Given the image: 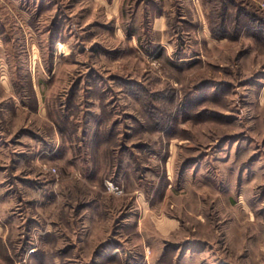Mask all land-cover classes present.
Returning a JSON list of instances; mask_svg holds the SVG:
<instances>
[{"label": "rangeland", "instance_id": "1", "mask_svg": "<svg viewBox=\"0 0 264 264\" xmlns=\"http://www.w3.org/2000/svg\"><path fill=\"white\" fill-rule=\"evenodd\" d=\"M0 264H264V0H0Z\"/></svg>", "mask_w": 264, "mask_h": 264}]
</instances>
